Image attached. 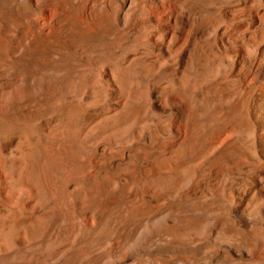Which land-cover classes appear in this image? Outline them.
<instances>
[{
    "label": "bare ground",
    "instance_id": "bare-ground-1",
    "mask_svg": "<svg viewBox=\"0 0 264 264\" xmlns=\"http://www.w3.org/2000/svg\"><path fill=\"white\" fill-rule=\"evenodd\" d=\"M0 264H264V0H0Z\"/></svg>",
    "mask_w": 264,
    "mask_h": 264
}]
</instances>
